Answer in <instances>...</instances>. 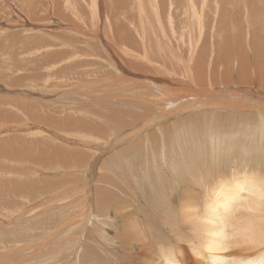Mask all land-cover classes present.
<instances>
[{
    "label": "rangeland",
    "instance_id": "rangeland-1",
    "mask_svg": "<svg viewBox=\"0 0 264 264\" xmlns=\"http://www.w3.org/2000/svg\"><path fill=\"white\" fill-rule=\"evenodd\" d=\"M13 1L18 3V5H20L21 1L24 2V0ZM101 1L102 6L99 5L101 3H99V1L97 0H71L70 6L64 0H59L60 8L58 12L59 14L61 13L62 16H66V18L63 17V20L60 17L61 14H58L59 20L56 21L55 19L56 23L53 22L52 24H49V26H52L53 28L49 27L47 29L48 32L51 31L52 33L50 32L46 35L47 37H49V39H55L57 40V43H59L57 47H54L55 49L60 48L59 59L62 58V61L57 65L62 70L59 71V80L63 81V83L59 81V93H61L60 95L57 96L56 94H54L50 97L44 96L43 98L37 97L32 99L20 98V96H16L15 94L17 93L18 95H20L19 93L25 91L26 88L23 87L19 89V87L17 86L10 88L15 92V94L9 96L0 94L3 97L12 98L7 103L0 101V123L4 121V125L3 123H1L0 125V143H3L1 144L2 146L0 145V264H123L122 261H124V252L121 251L122 249L120 247V242L118 241V243L113 238L115 232H117L118 230L119 232H121L119 228L121 225V221H118L120 220V218L118 217V215H115L116 213H114V209L110 208V210L107 207V204L105 205L104 203L99 205V200H97L98 203L96 202V199L100 198L99 195L101 193L99 191V189L101 188L99 187V182L102 181L100 186L109 189L117 196L125 200V202H128V205L125 206L126 209L136 211L140 215V225L145 229L148 226V224L146 223L147 215L153 214V216H156L154 213L156 206L153 201L146 199V197L142 194L141 190H139L140 188L134 181H144L145 185H147V189L149 190L151 188V181L149 177L150 175L154 177V179H151L153 180V182H156V178L161 175L165 180L176 179L171 169V161L179 157L185 158L187 156V150L189 149V147L192 151L196 150L195 152H198V148H196L197 146H202L203 143V146L212 145L211 141L207 140L208 135L206 134H209L210 132L217 134L218 132L219 136H221V144L223 143L222 146L226 143H229L230 141L232 142L234 138H238L240 142H242L243 140V143H245L246 141V144H248L251 140L252 146L254 147H251L250 149L253 158H255L254 160L260 162L264 159L263 149H260L264 147V143L260 144V140L262 139V137H264V133H262L263 135L259 133L260 129L258 127L262 120L261 117H264V91L262 89H258V87L248 86V84L242 83H239V87L242 89V91L241 89H239V87H236L241 92H238L237 89L234 88L236 85H239L236 83L239 82V80L237 79V72H240L239 66L241 58L246 59V63H248L247 66H250L251 73H253V78L257 80V78L255 77V75L258 76L257 72H255L257 65L256 62L260 57L264 59V56L260 55V52L264 54V0H172V3L171 0ZM62 2H64L65 4H63ZM96 3L101 7L100 9L98 8ZM247 4L251 5V14L247 10ZM42 5L44 6V4ZM157 5H159V9ZM168 5L171 8H169ZM71 7H75L74 10H72ZM202 7L205 8L208 12V24L205 28L197 25L193 30H191L189 28L190 25H195L196 22L198 23L195 15H197L199 12L200 15H204ZM62 8L63 10L61 11ZM92 9L93 12L91 11ZM217 9L221 11V19L223 21L221 23H219V21L217 22V19L216 21L214 20V17L217 15ZM235 10L238 13H234ZM74 11H76L78 17L77 14L74 13ZM69 16L73 19L71 20ZM233 16L237 18L233 19ZM192 17L194 19H192ZM210 17H213L214 21L211 26L209 25ZM68 19H70L72 22H77V25H72L73 23ZM195 20L197 21L195 22ZM59 21L60 23H63H61L63 26H61ZM65 21H70L72 24ZM204 21L205 18L203 22ZM105 22L108 26L105 25ZM78 24L80 26H78ZM218 24L221 28V50H224L221 51L224 54H221V57L223 58H221V60L224 62H221L223 64H219L218 67L221 70L219 71L218 69L217 72L220 77V83L216 86H197V84L190 78H192V75L195 76L194 72H197L196 67L194 66H198L199 60H195V55L198 52L199 46L205 40L203 35L200 34L204 31H206L208 34V38L206 39L207 52H204L203 59L204 57H206V55L207 58H205V60L202 59V61H206L204 62V69L207 71V74H209V70L211 68L210 62L213 60L215 55L214 39L216 36L215 30L217 29ZM65 25L68 26L65 27ZM104 25L106 28L104 27ZM78 27H81V29ZM111 28L114 29V32L115 30L117 32L114 34ZM251 29L253 30L254 34L259 37V41L257 43L258 45L250 44ZM1 31L2 29L0 30V32ZM159 31L161 34H158ZM53 33L56 35L58 34V36L60 35V37L62 35L64 39L62 37L61 39L60 37L56 38ZM1 34L2 33H0V84L4 83L7 79L11 80L10 75L13 76V79L15 78V76H21V79L19 77V81L23 83L26 82L35 84L54 82L55 75L54 77L49 76L51 78L41 75V73H44L43 65L46 64L44 60H38L36 62L37 70L40 72L36 73L33 76V71L29 70L26 72L24 68L27 67L20 66L23 68L20 69V67L18 66L20 65L18 63L21 62V56H18V53H21L24 50V46L30 44L28 41L22 40V38L25 37L16 39L12 35L11 38L6 39L3 34ZM101 34L103 35L101 36ZM217 34H219V32ZM46 35L44 34L43 36L44 40L46 38ZM158 35H164L165 37L163 36V39H166V42L161 39H157ZM74 36L75 43L72 42ZM99 36H101V38ZM252 36L253 38H256L253 34ZM71 38L72 41H70ZM222 39H224V41ZM97 41L99 43H97ZM110 42H113V45L110 44ZM104 43L107 48L103 46ZM240 44L242 46H240ZM33 45H37V43H33ZM96 45H99V47L102 46V48H98ZM68 47L70 49H65ZM73 47H75V49ZM108 47L109 49L111 48L110 51H108ZM230 47L231 49H229ZM97 48L100 50L104 49L102 52H104L105 55L99 52ZM138 48L141 49H139L138 51L136 50ZM115 49H118L119 51ZM66 50H70V52ZM86 50H88L89 52ZM194 50L197 51L195 52ZM231 50H235V54L232 58L229 59L228 52H230ZM64 51H66V54L64 56H60V52L64 54ZM171 51L183 52L184 57L187 59H180L178 57L172 56ZM146 52H148L147 55ZM225 52L227 54H225ZM239 53L245 55L240 57L241 54ZM99 54H101L103 57L105 56V58L101 59L100 57L102 56H100ZM91 56H93V58ZM123 57L126 59H124ZM191 57H193V59ZM4 60H6V62H4ZM124 60H127L128 62ZM138 63H140V65H138ZM205 64L210 68L208 69ZM223 65L229 66V68H231L232 77H229L226 80H224V78L222 77L224 71ZM57 66L53 67L55 68ZM65 66L68 68V70L67 68H65ZM132 66H134L135 68H132ZM140 66L144 67H141L140 69ZM117 67L120 70L117 69ZM123 67H126V69L121 70ZM148 67H152V70L154 71H151L156 73L152 74V72L147 71L146 69ZM136 68L140 70H135ZM143 68L146 72L143 70ZM200 68L203 69V66H200ZM149 69L151 68H148V70ZM122 71L124 73H122ZM171 71L173 72V75ZM67 73L69 74L67 75ZM111 73L113 74V76ZM140 73H143L141 74L143 76H140ZM102 75H104L105 78ZM131 75L132 77H130ZM185 76L188 78H186ZM159 77H162L163 79H160ZM185 79H188V81H186ZM221 79L224 81L225 85H223L224 83ZM190 80L191 82L189 83ZM228 80L230 81V83L232 81V84L227 83L229 82ZM64 81L67 83H65ZM154 81H156L157 83H155ZM160 81L164 84H162ZM108 82L109 84H107ZM165 82L167 84H165ZM252 82L256 83V85L259 86V81ZM65 84L69 86L67 87ZM169 84L173 85L170 86ZM63 85H65L66 87ZM138 86H142L143 88H138ZM225 86L232 87L230 88V90L232 91H229ZM212 87H218L219 89L217 88L216 90V88L213 89ZM195 88H198L199 90H196ZM251 88H255L256 91H253ZM39 89H41V87H39ZM223 89H227L228 91ZM257 89L259 90V92ZM207 90H214V93ZM243 90L246 96L243 93ZM260 90H262L263 93H261ZM82 91L85 92L86 95L77 93H81ZM68 92H72L75 94H69ZM226 92H230L228 93L230 94V96ZM210 93H213V95H211ZM94 95H96L97 97H93ZM191 95H193L195 98ZM216 95H218V97ZM256 95H259L257 97L262 100L256 99ZM236 96L239 98H237ZM174 97L175 99H173ZM185 97H187V100L185 99ZM220 97L222 100H219ZM170 98L172 99L170 100ZM227 98L229 99L227 100ZM246 98H249V100H247ZM179 100H181V102ZM235 100L236 103H234ZM17 101L19 102V104L16 103ZM113 101L114 103H111ZM185 101L187 102V104H184ZM140 102H143L144 104ZM206 102L208 103V106ZM243 102L245 104H243ZM250 103H252L253 105ZM169 104L173 105L171 106ZM28 108L31 109H29L28 111ZM250 109L251 111L249 112ZM199 110L201 111L200 113H198ZM171 112L172 115L168 116ZM194 112L195 114L193 115ZM233 112L236 116L233 114ZM165 113H167L168 115L165 116ZM182 113L184 115H181ZM188 113L191 115H189ZM197 113L199 117L197 116ZM205 113L208 115L206 116ZM174 114L176 115L174 116ZM188 115L191 118H189ZM195 115L198 118H194ZM137 116L139 117L137 118ZM159 116L161 117L158 118ZM142 117H145V119ZM204 117L207 118L204 119ZM215 117L217 118L216 120ZM180 118L184 123L181 120L178 121ZM161 119L165 120L162 121ZM199 119L202 121H200ZM138 120L142 121L140 122ZM146 120L149 121V124ZM34 121H36V123ZM159 121L162 122L160 123ZM176 121L179 122L178 125H176L178 123ZM196 121L199 123L197 124ZM227 121H230L231 124L228 125ZM220 122L222 123V125ZM170 123L176 124H174L175 126H171ZM214 123H217V126ZM143 124H145V126ZM89 125H93L90 127L91 129H89ZM146 125H148V127ZM165 125H169V128L175 127V131H171L170 133L171 129H168L167 127L165 129ZM136 127H139V129H137ZM145 127L147 131L145 130ZM160 127L164 129L163 132L165 133H167L166 130L168 129V133L170 134L167 133L168 136L167 134L161 135L163 132L160 130ZM185 127L188 133H186ZM246 128L249 129L247 130ZM92 129H94V131H91ZM39 132L43 135L39 134ZM138 132L140 134H138ZM154 132H156L157 134L155 133L156 135L153 136ZM159 132L161 137L165 135L166 136L163 138L159 137L158 139L157 135H159ZM248 132L254 133L251 134L253 136H251ZM132 133L133 136H130ZM181 133L184 134L182 135ZM149 134H151V136H149ZM228 134L230 136L234 135V137L230 139L228 138ZM256 134L260 136L257 137ZM181 135L184 137H182ZM243 135H246L247 137ZM126 136L130 139L128 140ZM146 136H149L150 138ZM188 136L193 137L192 139L194 140H192ZM125 137L127 140L125 139ZM184 138H186L187 140L185 139L184 141ZM247 138L250 140H247ZM142 139H144V141L146 139L147 142H144ZM204 139H206L205 141L208 143L202 142V140L204 141ZM182 140L184 141V143L186 142L185 145L183 144ZM138 141H140L141 145L137 144ZM180 141L182 143H180ZM262 142H264V140ZM132 143L134 145L136 143V147H133L134 145H132V147L134 148L133 151L131 149ZM188 143L189 146L186 147ZM258 144L260 147L258 146ZM151 146H153V148ZM33 147L36 148H34L33 150ZM42 147L43 149H41ZM176 147L177 149L179 147L180 150H177ZM180 147L184 148L182 149ZM255 148L258 150H256ZM119 150L123 151L119 152ZM135 150L138 152H136ZM129 151L131 153H129ZM176 151L178 152L176 153ZM180 151H182L183 153ZM185 151L187 152L184 155ZM70 152L73 155L72 158L70 156ZM76 152H80L79 154L84 156L81 158L84 159H81V155L77 154ZM179 152L182 154V156L178 154ZM40 153L43 154H41L43 157L40 155ZM74 153L77 156H75ZM135 153L139 154L136 155ZM174 153H176V155ZM255 153H259L260 155ZM241 154L242 152H238L235 153L234 156H228L227 154L223 155V151H221V160L223 159L226 164L232 165L239 160L240 162H242V158H239L241 157ZM243 154L245 155V153ZM112 155L117 158V161L115 158H113ZM22 156H24L25 158ZM106 156L107 160L105 159V161L103 162L106 163L107 161L109 165L106 166L107 168H109V171L111 173L107 171V168H99L101 167L100 165H102L101 161L104 160ZM129 156L131 157V159ZM108 157L113 158L115 161L113 159L111 161L110 158L108 159ZM118 157L120 160L118 159ZM223 157H226V160ZM42 159H44V161H41ZM75 159H78L79 161H75ZM97 159L99 160L98 162H96ZM73 160L75 162H73ZM108 160H110L111 162ZM39 161H41L42 163ZM227 161H229L230 163ZM99 162L101 163L100 165ZM168 162L170 163L168 164ZM190 162L191 160L189 159V163ZM126 163L128 166L127 168L133 165L135 176L137 178L142 177L143 180L135 178L134 180L130 172H125L123 168L124 164ZM252 164L255 166L253 167V169L256 170V172L262 171L264 173V166L256 165L254 163ZM96 165H98V167ZM102 167L104 168V165ZM156 167H158L159 170H157ZM111 168L113 171L111 170ZM105 171L106 173H109V177L110 175H113V177H110L112 179L107 176ZM103 172L104 174H106L105 178L107 179L103 178V175L102 177L100 176L101 174H103ZM98 176H100L99 179ZM108 178L110 179V181H108ZM96 181H98L97 183L99 184H97ZM186 182H180V185H177L178 187L175 193H172V196H170V194L168 197L176 202V195H179L181 193L180 191L182 190ZM106 183H111V185H107ZM134 185L136 187H134ZM95 195H98L97 198ZM142 195L146 200L142 198ZM196 195L198 197L196 202L199 207V205H202L204 201V191L196 188ZM88 199L90 200V202L87 201ZM102 205L103 208L106 206V209L104 208L105 211L103 210ZM100 206L102 209H100L99 211ZM136 216L137 215H135V217ZM161 216H163V214H161ZM107 217L111 221L108 222ZM134 221H136V218H134ZM153 221L156 222V220ZM95 226H98L97 229ZM115 226L118 227L116 228ZM156 226H163L165 228V225H163V222L160 219L159 223ZM90 230H93V233H89L91 232ZM157 231L160 233L162 232L161 234L164 236V238L170 241V243L172 242L170 234L166 230L161 231V229L159 228L157 229ZM165 239L164 241H162V246L167 244V241ZM104 242H107V244H104ZM87 255L90 256L89 259H87L89 257ZM91 255L93 256V258ZM85 258L87 259V261H85Z\"/></svg>",
    "mask_w": 264,
    "mask_h": 264
},
{
    "label": "bare ground",
    "instance_id": "bare-ground-1",
    "mask_svg": "<svg viewBox=\"0 0 264 264\" xmlns=\"http://www.w3.org/2000/svg\"><path fill=\"white\" fill-rule=\"evenodd\" d=\"M18 1V0H16ZM61 1V0H60ZM68 5L71 6V0H64ZM83 1V0H82ZM94 1V0H93ZM99 1V5L102 6V1L101 0H97ZM63 4H65L64 2H62ZM98 3V2H97ZM96 3V4H97ZM172 3V0H171ZM44 4V6L42 5ZM140 4V3H139ZM163 4V3H162ZM62 5V4H61ZM87 5V4H86ZM95 5V4H93ZM88 6V5H87ZM98 6V4H97ZM96 6V7H97ZM162 6V5H161ZM169 6V5H168ZM167 6V7H168ZM203 6V5H202ZM248 8V12L251 14V5L247 4ZM65 7V6H64ZM69 7V6H68ZM158 9H159V5H157ZM191 7V6H190ZM59 0H24V2L21 1L20 5H18V3L14 2L13 0H0V30L2 29V31L0 33L3 34V36L6 39L11 38V36L13 35V37H15L16 39H19L20 37H25L22 38V40H26L28 41L30 44L24 46V50L21 53H18V56L20 57V66H25L27 68H24L27 71L31 70L34 72L33 75H35L36 73H39L40 71L37 70V64L36 62L38 60H44L46 62L45 65H43V71L44 73H41V75L43 76H47L48 78H51L49 76L54 77L55 75V79L54 82H44V83H35V84H31V83H23L21 81H19V77L21 79V76H15V78L13 79L12 75H10L11 80L7 79L4 83L0 84V94L5 95V96H9L12 94H15L14 91H12V89H10L11 87H19L20 88H26L25 91H23L22 93H19L20 95H18L17 93L15 94L16 96H20V98H37V97H50L51 95L56 94L57 96L60 95L61 93H59V71H62L61 68H59V66H57L59 64V62H61L62 58L59 59V49H55L54 46H58L59 43H57V40L47 37V33H50L51 31H47V29L50 27L49 24H52L53 22L56 23V21L59 20L58 17V10H59ZM75 7H71L72 10H74ZM98 8L100 9L101 7L98 6ZM97 8V9H98ZM169 8H171L169 6ZM193 8V7H192ZM203 8V7H202ZM68 9V8H67ZM189 9V8H188ZM191 9V8H190ZM195 9V8H194ZM63 10V8L61 9V11ZM65 10V9H64ZM202 10V9H200ZM93 12V9L91 10ZM99 11V10H98ZM101 11V10H100ZM159 11V10H158ZM194 11V10H193ZM203 13L204 15H200V12L195 15V18H197L198 23L196 22L197 20H195L196 24L190 25V29L193 30L197 25H200V27L205 28L208 24L207 21V17H208V12L206 11L205 8H203ZM237 11L235 10L234 13H236ZM63 13V12H62ZM70 13V12H69ZM75 14L76 11H74ZM96 13V12H94ZM103 13V12H102ZM193 13V12H191ZM196 13V12H195ZM238 13V12H237ZM61 14V13H60ZM59 14V15H60ZM73 14V13H72ZM103 15V14H102ZM107 15V14H106ZM189 15V14H188ZM206 15V16H205ZM237 15V14H236ZM71 16V15H70ZM69 16V17H70ZM101 16V15H100ZM137 16V15H136ZM141 16V15H140ZM191 16V15H190ZM63 20L64 18H66V16H60ZM64 17V18H63ZM75 17V16H74ZM78 17V14H77ZM82 17V16H81ZM110 17V16H109ZM188 17V16H187ZM261 17V16H260ZM60 18V20H61ZM80 18V16H79ZM94 18V17H93ZM189 18V17H188ZM205 18V21L203 22ZM237 17L233 16V19H236ZM56 19V21H55ZM70 19L72 20L73 18L70 17ZM68 19V20H70ZM104 19V18H102ZM192 19H194L192 17ZM217 22L219 21V23L223 22L221 19V11L219 9H217V15L214 17V20ZM249 19V18H248ZM66 20V19H65ZM70 20V21H71ZM97 20V19H96ZM70 21H65V22H70ZM104 21V20H102ZM189 21V20H188ZM72 22V21H71ZM70 24L76 26L77 22H72ZM79 22V21H78ZM111 22V21H110ZM109 22V23H110ZM187 22V21H186ZM194 22V23H195ZM213 17H210V21H209V25L211 26V24L213 23ZM60 23V21H59ZM58 23V24H59ZM62 23V22H61ZM60 23V24H61ZM67 23V24H68ZM106 23V22H105ZM190 23V22H189ZM250 23V22H249ZM63 24V23H62ZM61 24V26H63ZM76 24V25H75ZM106 26L107 23L105 24ZM104 25V27H105ZM250 25V24H249ZM68 26V25H67ZM65 25V27H67ZM73 26V27H74ZM78 26H80L78 24ZM52 27V26H51ZM50 27V28H51ZM59 27V26H57ZM55 27V28H57ZM70 27V26H69ZM150 27V26H149ZM173 27V26H172ZM250 27V26H249ZM53 28V27H52ZM81 29V27H78ZM84 28V27H83ZM106 28V27H105ZM109 28V27H108ZM98 29V28H97ZM102 29V28H101ZM112 29V32L115 34L117 31L115 30V32L113 31L114 29ZM119 29V28H118ZM159 29V28H157ZM161 29V28H160ZM89 30V29H88ZM107 30V29H106ZM110 30V29H109ZM54 31V30H53ZM105 31V30H104ZM163 31V29H162ZM165 31V30H164ZM216 31V36L214 39V45H215V55L213 60L210 62V66L206 67L209 70V74H207V71L204 69V62L206 61H202L203 56H204V52H207V42L206 39L208 38V34L206 31L201 32L200 35H203L204 37V41L203 43L199 46L198 52L195 55V60L198 59L199 63L198 66H194L196 67L197 72H194L195 76L192 75V79L197 86L200 85L201 87L206 85H211V86H216L217 84L220 83L219 81V74L218 69H219V64H223L221 62H224L221 60V54H223L221 51V28L218 24ZM31 32V33H30ZM63 32V30H62ZM61 32V33H62ZM66 32V31H65ZM68 32V31H67ZM98 32V31H96ZM102 32V31H101ZM100 32V33H101ZM107 32V31H106ZM166 32V31H165ZM219 32V34H217ZM52 33V32H51ZM98 33V34H100ZM158 33V32H157ZM1 34V35H2ZM22 34V35H21ZM44 34L46 35V38L44 40L43 36ZM64 34V32H63ZM66 34V33H65ZM113 34V36H114ZM118 34V33H117ZM120 34V32H119ZM150 34V33H149ZM158 34H161L160 31ZM252 34L256 37L253 38ZM56 38H59L60 35L58 36V34H54ZM72 35V34H71ZM103 34H101L102 36ZM70 36V35H69ZM101 36H99L101 38ZM164 36V35H163ZM162 35H158L157 39H161L164 42H166L163 39ZM168 36V35H166ZM171 36V35H170ZM62 37V35H61ZM60 37V39H61ZM80 37V36H79ZM109 37V36H108ZM111 37V36H110ZM165 37V36H164ZM190 37V36H189ZM63 38V37H62ZM67 38V37H66ZM69 38V37H68ZM104 38V37H103ZM112 38V37H111ZM119 38V37H118ZM249 38V36H248ZM250 38H251V43L252 45H258V41H259V37L256 36L253 32V30L251 29L250 31ZM64 39V38H63ZM62 39V40H63ZM82 39V38H81ZM121 39V37H120ZM246 39V38H245ZM69 40V39H68ZM75 40V36L74 39L72 41V38L70 41L74 42ZM106 40V39H105ZM111 40V39H110ZM224 41V39H222ZM235 40V39H234ZM77 41V40H76ZM85 41V40H84ZM102 41V40H101ZM118 41V40H117ZM120 41V40H119ZM68 42V41H67ZM103 42V41H102ZM125 42V41H124ZM33 43H37V45H33ZM70 43V42H69ZM75 43V42H74ZM97 43H99L97 41ZM96 43V44H97ZM106 43V42H105ZM105 43L103 46H105ZM123 43V42H122ZM128 43V41H127ZM73 44V43H72ZM94 44V43H91ZM110 44L113 45V42ZM125 44V43H124ZM123 44V45H124ZM224 44V43H223ZM100 45V44H99ZM99 45H96L98 48H102L99 47ZM108 45V44H107ZM92 46V45H91ZM95 46V45H93ZM144 46V45H143ZM240 46H242L240 44ZM76 47V46H75ZM75 47H73L75 49ZM106 47V46H105ZM115 47V46H114ZM132 47V46H131ZM227 47V46H226ZM252 47V46H251ZM262 47V46H261ZM77 48V47H76ZM80 48V47H79ZM86 48V47H85ZM97 48V49H98ZM107 48V47H106ZM133 48V47H132ZM197 48V46H196ZM55 49V50H54ZM64 49V48H62ZM65 49H70L65 48ZM72 49V48H71ZM96 49V50H97ZM111 49V48H110ZM109 47H108V51H110ZM138 48L136 50L139 51ZM206 49V50H205ZM224 49V48H223ZM231 49V47L229 48ZM235 49V48H233ZM256 49V48H254ZM81 50V49H79ZM99 52H101L103 55L104 52H102L103 50L98 49ZM97 50V51H98ZM117 51H119L118 49H115ZM128 50V49H127ZM210 50V49H209ZM228 50V49H227ZM239 50V49H238ZM262 50V49H261ZM68 52H70V50H66ZM66 51H64L62 54L60 52V56H64L66 54ZM88 51V50H86ZM121 51V50H120ZM147 51V49H146ZM195 52L197 50H194ZM235 50H231L230 52H228L229 54V59L232 58L235 54L234 52ZM255 51V50H254ZM253 51V52H254ZM89 52V51H88ZM124 52V51H123ZM240 52V51H239ZM87 53V52H86ZM85 53V54H86ZM97 53V52H96ZM95 53V55H96ZM120 53V52H119ZM148 52H146L147 55ZM172 56L178 57L180 59H184V55L183 52H175V51H171ZM257 53V52H256ZM62 54V55H61ZM68 54V53H67ZM107 54V53H106ZM150 54V53H149ZM207 54V53H206ZM225 54H227L225 52ZM241 54V53H239ZM258 54V53H257ZM1 55V54H0ZM71 55V54H70ZM82 55V54H81ZM98 55V54H97ZM100 56H102L101 54H99ZM209 55V54H208ZM224 55V54H223ZM245 54H241L240 57H242ZM261 56H264V54L262 52H260ZM67 56V55H66ZM65 56V57H66ZM69 56V55H68ZM115 56V55H114ZM123 56V55H121ZM171 56V57H172ZM256 56V55H255ZM81 57V56H78ZM93 58V56H91ZM103 57V56H102ZM101 59H104L105 56ZM112 57V56H111ZM116 57V56H115ZM114 57V58H115ZM130 57V56H129ZM133 57V56H132ZM225 57V56H224ZM226 57V58H227ZM239 57V58H240ZM258 57V56H257ZM99 58V57H98ZM107 58V56H106ZM124 58V57H123ZM128 58V57H127ZM137 58V57H136ZM140 58V57H139ZM193 59V57H191ZM206 57H204L203 60H205ZM79 59V58H78ZM126 59V58H124ZM129 59V58H128ZM187 59V58H185ZM223 59V58H222ZM1 60V59H0ZM77 60V58H76ZM74 60V61H76ZM81 60V59H80ZM115 60V59H114ZM201 60V61H200ZM65 61V60H64ZM117 61V60H116ZM115 61V62H116ZM127 61V60H124ZM185 61V60H183ZM233 61V59H232ZM231 61V62H232ZM1 62V61H0ZM4 62H6V60H4ZM69 62V61H68ZM72 62V61H70ZM109 62V61H108ZM118 62V61H117ZM128 62V61H127ZM135 62V61H134ZM198 62V61H197ZM113 63V62H112ZM120 63V61H119ZM142 63V61H141ZM230 63V62H229ZM233 63V62H232ZM257 65H256V71L257 75H255V77L257 78V80H255L253 78V73H251V69L250 66H247L248 63H246V59L245 58H241L240 61V72H237V79L239 80V82H237L236 84L242 83V84H248V86H255L258 87V89H262L264 91V59L262 57L258 58L257 60ZM132 64V63H131ZM137 64V63H136ZM181 64V63H179ZM113 65V64H112ZM119 65V64H118ZM116 65V66H118ZM128 65V64H127ZM138 65H140V63H138ZM136 65V66H138ZM53 66H57V67H53ZM161 66V65H160ZM200 66H203V69L200 68ZM224 66V65H223ZM232 66V65H231ZM141 67L144 66H140L139 68L141 69ZM164 67V66H163ZM221 67V66H220ZM238 67V68H239ZM65 68H67L65 66ZM64 68V69H65ZM121 68V67H120ZM129 68V67H128ZM132 68H135L134 66H132ZM148 68H151L148 70ZM146 70L147 71H154L152 70V67H148ZM171 68V67H170ZM169 68V69H170ZM20 69H23L22 67H20ZM117 69H119L117 67ZM126 69V67L122 68L121 70ZM140 69H135V70H140ZM17 70V69H16ZM68 70V68H67ZM120 70V69H119ZM144 70V68H143ZM152 70V71H151ZM174 70V68H173ZM187 70V69H186ZM221 69H219L220 71ZM223 74L222 77L224 78V80L228 79L229 77H232V73H231V68H229V66H224L223 69ZM126 71V70H124ZM145 71V70H144ZM143 71V72H144ZM179 71V70H178ZM238 71V70H237ZM128 72V71H127ZM133 72V71H130ZM142 72V71H140ZM146 72V71H145ZM144 72V73H145ZM172 72V71H171ZM182 72V71H181ZM17 73V72H16ZM82 73V72H81ZM122 73H124L122 71ZM121 73V74H122ZM156 73V72H152ZM15 74V73H14ZM69 73H67L68 75ZM93 74V73H92ZM103 74V73H102ZM107 74V73H105ZM112 74V73H111ZM129 74V73H127ZM126 74V75H127ZM132 74V73H131ZM139 74V73H136ZM143 73H140V76ZM146 74V73H145ZM178 74V72H177ZM176 74V75H177ZM183 74V73H182ZM125 75V76H126ZM173 75V72H172ZM66 76V75H65ZM104 76V75H102ZM101 76V77H102ZM113 76V74H112ZM124 76V75H123ZM136 76V75H135ZM181 76V74H180ZM24 77V76H23ZM127 77V76H126ZM132 77V75L130 76ZM153 77V76H152ZM170 77V76H169ZM175 77V76H172ZM177 77V76H176ZM186 77V76H185ZM221 77V78H222ZM234 77V75H233ZM5 78V77H3ZM58 78V80H57ZM62 78V76H61ZM97 78V77H96ZM105 78V76H104ZM109 78V77H107ZM111 78V77H110ZM125 78V77H124ZM139 78V77H138ZM141 78V77H140ZM160 78V77H159ZM188 78V77H186ZM222 78V79H223ZM236 78V77H235ZM120 79V78H119ZM137 79V78H135ZM150 79V78H149ZM148 79V80H149ZM157 79V78H156ZM160 79H163L162 77ZM158 79V80H160ZM174 79V78H172ZM177 79V78H176ZM179 79V78H178ZM183 79V78H181ZM221 79V80H222ZM254 79V80H252ZM63 80V79H62ZM66 80V79H65ZM121 80V79H120ZM140 80V79H139ZM145 80V79H144ZM186 81H188V79H185ZM230 80V79H229ZM228 80V81H229ZM68 81V80H67ZM119 81V80H118ZM126 81V80H125ZM137 81V80H136ZM152 81V80H151ZM162 81V80H161ZM160 81V82H161ZM165 81V80H164ZM180 81V80H179ZM178 81V82H179ZM183 81V80H181ZM252 81H256V82H260L259 86L256 85V83L252 82ZM33 82V81H32ZM65 82V81H64ZM113 82V81H112ZM121 82V81H120ZM123 82V81H122ZM127 82V81H126ZM143 82V81H142ZM155 83H157L156 81H154ZM159 82V83H160ZM191 82V80L189 81V83ZM222 82L224 83V81L222 80ZM61 83H63V81H61ZM67 83V82H65ZM70 83V82H69ZM68 83V84H69ZM76 83V82H75ZM78 83V82H77ZM94 83V82H93ZM96 83V82H95ZM138 83V82H137ZM136 83V84H137ZM153 83V82H152ZM162 83V82H161ZM171 83V82H170ZM174 83V82H172ZM227 83H230L227 82ZM74 84V83H73ZM87 84V83H86ZM109 84V82L107 83ZM164 84V83H162ZM165 84H167L165 82ZM186 84V83H185ZM232 84V81L231 83ZM229 84V85H230ZM67 87L70 85L65 84ZM63 85V86H65ZM72 85V84H71ZM132 85V84H131ZM161 85V84H160ZM170 86H172L171 84H169ZM225 85V83L223 84ZM65 86V87H66ZM187 86V85H186ZM232 86V85H231ZM235 86V85H234ZM240 84L236 87H239ZM39 87H41V89H39ZM140 86H138L139 88ZM142 87V86H141ZM140 87V88H141ZM175 87V85H174ZM178 87V86H177ZM185 87V86H184ZM190 87V86H189ZM229 91L230 88L232 87H228ZM224 87V88H225ZM247 87V86H246ZM62 88V87H61ZM80 88V87H79ZM82 88V87H81ZM89 88V87H88ZM96 88V87H95ZM121 88V87H120ZM123 88V87H122ZM128 88V87H127ZM143 88V87H142ZM146 88V86H145ZM180 88V87H179ZM213 89L218 87H212ZM221 88V87H220ZM176 89V88H174ZM182 89V88H181ZM196 90L198 88H195ZM204 89V88H203ZM219 89V88H218ZM222 89V88H221ZM237 89V88H236ZM239 89H241L239 87ZM253 91H256L255 88H251ZM257 89V90H258ZM199 90V89H198ZM223 90H227V89H223ZM227 90V91H228ZM234 90V89H233ZM261 91V93H263ZM66 91V90H65ZM75 91V90H74ZM105 91V90H104ZM152 91V90H151ZM191 91V90H190ZM188 91V92H190ZM207 91H211V90H207ZM214 90H212L211 92H213ZM238 92H241L240 90L237 89ZM63 92V91H62ZM95 92V91H94ZM97 92V90H96ZM100 92V91H99ZM106 92V91H105ZM160 92V91H159ZM182 92V91H181ZM225 92V91H224ZM248 92V91H246ZM259 92V90H258ZM257 92V93H258ZM69 93V92H68ZM72 93V92H71ZM69 93V94H71ZM78 94H85V92H77ZM76 93V94H77ZM93 93V92H92ZM172 93V92H171ZM214 93V92H213ZM213 93H210L211 95H213ZM227 93V92H226ZM230 93V92H228ZM227 93V94H228ZM244 93V90H243ZM75 94V93H72ZM163 94V93H162ZM201 94V93H200ZM218 94V93H217ZM222 94V93H221ZM232 94V92H231ZM245 94V93H244ZM249 94V93H248ZM260 94V93H259ZM86 95V94H85ZM101 95V94H100ZM184 95V94H182ZM202 95V94H201ZM215 95V94H214ZM230 96V94H228ZM236 95V94H235ZM242 95V94H241ZM250 95V94H249ZM253 95V94H252ZM96 95H94L93 97H95ZM129 96V95H128ZM137 96V95H136ZM147 96V95H146ZM178 96V95H177ZM176 96V97H177ZM181 96V94H180ZM190 96V95H189ZM192 97H194L193 95H191ZM218 97V95H216ZM243 96V95H242ZM246 96V94H245ZM256 95V99L258 100H262L260 98H258ZM97 97V96H96ZM179 97V96H178ZM210 97V96H209ZM237 97V96H236ZM248 97V96H247ZM250 97V96H249ZM254 97V96H253ZM252 97V98H253ZM261 97V96H260ZM264 97V96H263ZM92 98V96H91ZM169 98V97H168ZM195 98V97H194ZM204 98V97H203ZM207 98V97H206ZM239 98V97H237ZM244 98V97H243ZM251 98V101H252ZM12 98L10 97H3L0 95V101L7 103L8 101H10ZM104 99V98H103ZM113 99V98H112ZM121 99V98H120ZM172 98H170L171 100ZM175 99V97L173 98ZM181 99V98H179ZM185 99L187 100V97H185ZM210 99V98H209ZM214 99V98H213ZM219 99V98H218ZM229 98H227L228 100ZM233 99V98H232ZM245 99V98H244ZM247 99V98H246ZM93 100V99H92ZM126 100V99H125ZM162 100V99H161ZM183 100V99H181ZM181 100H179L181 102ZM195 100V99H194ZM206 100V99H205ZM219 100H222L221 97ZM249 100V98L247 99ZM257 100V101H258ZM123 101V100H122ZM167 101V100H165ZM212 101V100H209ZM242 101V100H240ZM239 101V102H240ZM145 102V101H144ZM201 102V101H200ZM208 102V101H207ZM206 102L207 106L208 103ZM217 102V101H216ZM220 102V101H219ZM246 102V101H244ZM243 102V104H245ZM16 103L19 104V102L17 101ZM111 103H114L111 102ZM143 103V102H140ZM154 103V102H153ZM165 103V102H164ZM178 103V102H177ZM210 103V102H209ZM236 103V100L235 102ZM90 104V103H89ZM92 104V103H91ZM144 104V103H143ZM142 104V105H143ZM184 104H187V102L185 101ZM252 104V103H250ZM257 104V103H255ZM88 105V104H87ZM110 105V104H109ZM124 105V104H123ZM157 105V104H156ZM171 105V104H169ZM173 105V104H172ZM171 105V106H172ZM225 105V104H224ZM233 105V104H231ZM247 105V104H246ZM253 105V104H252ZM48 106V105H47ZM108 106V105H107ZM161 106V105H160ZM188 106V105H187ZM213 106V105H212ZM237 106V105H236ZM263 106V105H262ZM150 107V106H149ZM202 107V106H201ZM205 107V106H204ZM227 107V105H226ZM233 107V106H230ZM229 107V108H230ZM240 107V106H239ZM249 107V106H248ZM247 107V108H248ZM259 107V106H258ZM87 108V107H86ZM192 108V107H191ZM216 108V107H214ZM237 108V107H236ZM261 108V107H260ZM31 108H28V111ZM36 109V107H35ZM50 109V108H49ZM151 109V108H150ZM194 109V108H193ZM197 109V108H196ZM200 109V108H198ZM206 109V108H205ZM204 109V111H205ZM212 109V107H211ZM220 109V108H219ZM228 109V108H227ZM235 109V108H234ZM238 109V108H237ZM242 109V108H241ZM259 109V108H258ZM111 110V109H109ZM190 110V109H189ZM188 110V111H189ZM203 110V109H201ZM217 110V109H215ZM213 110V111H215ZM226 110V109H224ZM256 110V109H255ZM254 110V111H255ZM36 111V110H35ZM87 111V110H86ZM122 111V109H121ZM170 111V110H168ZM184 111V110H183ZM194 111V110H192ZM246 111V110H245ZM251 111V109L249 110V112ZM259 111V110H258ZM34 112V111H31ZM128 112V111H127ZM182 112V111H181ZM186 112V111H185ZM201 111L199 110L198 113H200ZM218 112V111H217ZM220 112V111H219ZM235 112V111H234ZM233 112V114L235 115V113ZM237 112V111H236ZM39 113V112H37ZM84 113V112H83ZM126 113V112H125ZM191 113V112H190ZM197 113V116H198ZM226 113V112H225ZM240 113V112H238ZM261 113V112H259ZM30 114V113H29ZM127 114V113H126ZM167 116L168 114L165 113ZM179 114V113H178ZM186 114V113H185ZM189 114V113H188ZM195 114V112L193 113V115ZM204 114V113H203ZM211 114V113H210ZM216 114V113H215ZM214 114V115H215ZM220 114V113H219ZM228 114V113H227ZM39 115V114H38ZM134 115V114H133ZM139 115V113H138ZM141 115V114H140ZM161 115V114H160ZM172 112L170 113L171 116ZM176 114H174L175 116ZM180 115V114H179ZM181 115H184L183 113ZM191 115V114H189ZM188 115L189 118H191ZM200 115V114H199ZM205 115L207 116L208 114L205 113ZM230 115V114H229ZM255 115V114H253ZM145 116V115H144ZM162 116V115H161ZM161 116H159L158 118H160ZM195 115L194 118L197 117ZM225 116V115H224ZM228 116V115H227ZM231 116V115H230ZM236 116V115H235ZM247 116V115H246ZM85 117V116H84ZM139 116H137L138 118ZM156 117V116H155ZM163 117V116H162ZM185 117V116H184ZM199 117V116H198ZM197 117V118H198ZM203 117V116H202ZM145 119V117H142ZM157 118V119H158ZM167 118V117H166ZM165 118V119H166ZM177 118V117H176ZM186 118V117H185ZM207 118V117H206ZM204 117V119H206ZM209 118V117H208ZM249 118V117H248ZM261 123L259 124V129L260 132L259 133H264V117H261ZM148 119V118H146ZM156 119V118H155ZM165 119H161L162 121ZM170 119V118H169ZM203 119V118H201ZM217 118L215 117V120ZM29 120V119H28ZM35 120V119H34ZM91 120V119H90ZM159 120V119H158ZM181 118L178 120L180 121ZM200 120V119H199ZM209 120V119H208ZM231 120V119H230ZM235 120V119H234ZM249 120V119H248ZM1 121V120H0ZM31 121V120H30ZM38 121V120H37ZM80 121V120H79ZM93 121V120H92ZM140 121V120H138ZM142 121V120H141ZM140 121V122H141ZM147 121V120H146ZM162 121H159L160 123ZM170 121V120H168ZM176 121V122H178ZM182 121V120H181ZM185 121V120H184ZM202 121V120H200ZM210 121V120H209ZM244 121V120H243ZM4 121H2L1 123H3ZM33 122V121H32ZM36 123V121H34ZM86 122V121H85ZM145 122V121H143ZM142 122V123H143ZM152 122V121H151ZM155 122V121H154ZM158 122V121H157ZM175 122V121H173ZM183 122V121H182ZM197 122V121H196ZM214 122V121H213ZM228 122V121H227ZM230 122V121H229ZM228 125L231 124V122ZM248 122V121H247ZM0 123V125H1ZM147 123L149 124V121H147ZM184 123V122H183ZM199 122H197L198 124ZM208 123V122H207ZM221 123V122H220ZM237 123V122H236ZM254 123V122H253ZM24 124V123H23ZM119 124V123H118ZM117 124V125H118ZM155 124V123H154ZM159 124V123H158ZM174 124L176 123H170L171 126H175ZM179 122L176 124L178 125ZM217 126V123H214ZM213 124V125H214ZM4 125V123H3ZM34 125V124H33ZM86 125V124H85ZM88 125V124H87ZM145 126V124H143ZM211 125V124H210ZM222 125V123H221ZM250 125V124H249ZM257 125V124H256ZM37 126V125H35ZM93 125H89V129H91L90 127ZM102 126V125H101ZM148 127V125H146ZM207 126V125H206ZM212 126V125H211ZM243 126V125H241ZM32 127V126H31ZM41 127V126H40ZM39 127V129H40ZM43 127V126H42ZM75 127V126H74ZM88 127V126H87ZM100 127V126H99ZM166 127L171 131H175V127L169 128V125H165L164 128L166 129ZM177 127V126H176ZM245 127V126H244ZM242 127V128H244ZM256 127V126H254ZM257 127V128H258ZM24 128V127H23ZM27 128V127H26ZM45 128V127H44ZM120 128V127H118ZM137 128V127H136ZM222 128V127H221ZM225 128V127H224ZM9 129V128H8ZM28 129V128H27ZM31 129V128H30ZM29 129V130H30ZM88 129V130H89ZM134 129V128H133ZM139 129V127L137 128ZM143 129V128H142ZM168 129L166 130L168 133ZM174 129V130H173ZM197 129V128H196ZM199 129V128H198ZM247 130L249 128H246ZM258 129V130H259ZM33 130V129H32ZM86 130V129H85ZM100 130V129H99ZM141 130V127H140ZM144 130V129H143ZM146 130V127H145ZM160 130L163 132L164 129H162L160 127ZM186 130V127H185ZM190 130V129H188ZM225 130V129H224ZM241 130V129H239ZM40 131V130H39ZM91 131H94V129H92ZM138 131V130H137ZM147 131V130H146ZM145 131V132H146ZM252 131V130H251ZM254 131V130H253ZM1 132V130H0ZM41 132V131H40ZM39 132V134H41ZM86 132V131H85ZM97 132V131H95ZM135 132V131H134ZM161 132V133H162ZM233 132V131H232ZM238 132V131H237ZM255 132V131H254ZM43 133V132H42ZM89 133V132H87ZM136 133V132H135ZM156 132H154L153 136L156 135ZM165 132H163L161 135L167 134ZM168 133V134H170ZM186 133L187 130H186ZM191 133V131H190ZM229 133V132H228ZM246 133V132H245ZM249 133V132H248ZM247 133V134H248ZM138 134H140L138 132ZM159 135H157V138L159 139V137H161L160 132L158 133ZM167 134V136H168ZM175 134V133H174ZM182 135L184 133H181ZM198 134V133H197ZM226 134V133H225ZM242 134V133H239ZM254 134V133H249ZM43 135V134H41ZM135 135V134H134ZM181 135V136H182ZM201 135V134H200ZM208 135V139L211 141L210 146H197L196 148H198V152L192 151L189 147V149L187 150V156L185 158H175L174 160H172L171 162V169L173 171V175L175 176L176 179L173 180H165L162 178L161 176H158L156 178V182H153L154 177L152 175H150V181H151V188L148 190L147 189V185H145L144 181H134L138 187L140 188L139 190H141L142 194L146 197L147 200H151L154 202L156 208H155V215L157 216H153V214H148L146 217V223L148 224L147 228H143L141 227L140 223V215L136 212V211H132V210H127L125 206H127L128 202L125 200H123L121 197L117 196L115 193H113L112 191H110L109 189L100 186L101 182L97 183L98 181H96L97 184H99V187H101L99 189L100 193V198L96 199L99 200V205H101L102 203H104L105 205L107 204V207L110 209H114L116 213L115 215H118V217L120 218L121 221V225H120V230L121 232H119V230L117 232L114 233V240H116L117 242H120V247H121V251L124 252V261H122L123 264H264V173L261 172H256V170L253 169V167H255L252 163L256 164V165H260V166H264V159L261 160L260 162L255 161L252 156L251 153V147L252 146V141L250 139L247 138V140H250L248 144L240 142L238 140V138H234V140L229 143H226L225 145L222 146L221 144V136H219L218 132L217 134H214L212 132H210ZM229 135V134H228ZM227 135V136H228ZM257 135V134H256ZM263 135V134H262ZM133 136V133L130 135ZM149 136H151V134H149ZM149 136H146L148 138H150ZM166 136V135H165ZM162 136L161 138L165 137ZM205 136V135H204ZM246 136V135H243ZM253 136V135H251ZM260 135H257V137ZM41 137V136H40ZM127 137V136H126ZM125 137V139H126ZM136 137V136H135ZM184 137V136H182ZM189 138H193L191 136H188ZM206 137V136H205ZM234 137V135H229L228 138L232 139ZM247 137V136H246ZM140 138V137H139ZM147 138V139H148ZM156 138V137H155ZM225 138V137H224ZM260 138V137H259ZM127 139L129 140L130 138L127 137ZM126 139V140H127ZM166 139V138H165ZM168 139V138H167ZM179 139V138H178ZM186 138H184L185 141ZM223 139V137H222ZM240 139V138H239ZM125 140V141H126ZM144 141V139H142ZM181 140V139H180ZM187 140V139H186ZM194 140V139H192ZM206 139H204V141L202 140V142H206ZM260 140V139H259ZM264 140V137H262V139L259 141L260 144L264 143L262 142ZM32 141V140H31ZM100 141V140H99ZM183 141V140H182ZM183 144L185 145L186 142ZM139 142V143H138ZM137 144L141 145L140 141H138ZM144 142H147L146 139ZM200 142V141H199ZM257 142V141H255ZM258 142V143H259ZM9 143V142H8ZM34 143V142H33ZM124 143V142H123ZM134 143V142H133ZM131 144L132 145L134 144ZM149 143V142H148ZM153 143V142H152ZM180 143H182L180 141ZM198 143V142H197ZM208 143V142H206ZM3 143H0V145ZM16 144V143H15ZM147 144V143H146ZM177 144V143H176ZM175 144V145H176ZM193 144V143H191ZM5 145V144H4ZM9 145V144H8ZM32 145V142H31ZM115 145H119V144H115ZM180 145V144H179ZM198 145V144H197ZM200 145V144H199ZM254 145V144H253ZM2 146V145H1ZM7 146V145H6ZM11 146V144H10ZM35 146V145H34ZM39 146V145H37ZM42 146V145H41ZM178 146V145H177ZM183 146V145H182ZM189 146L186 145V147ZM259 146V144H258ZM257 146V147H258ZM262 146V145H261ZM264 146V145H263ZM262 146V147H263ZM4 147V146H3ZM8 147V146H7ZM6 147V148H7ZM128 147V146H127ZM133 147H136V143ZM131 148L132 151L134 148ZM141 147V146H140ZM153 148V146H151ZM166 147V146H165ZM164 147V149H165ZM185 147V149H186ZM260 147V146H259ZM36 147H33V150ZM130 148V146H129ZM174 148V147H173ZM182 148V147H180ZM184 148V147H183ZM182 148V149H183ZM192 148V147H191ZM10 149V148H9ZM13 149V147H12ZM43 149V147L41 148ZM122 149V148H121ZM137 149V148H136ZM177 149V147H176ZM256 149V148H255ZM261 150L263 149V154H264V147L260 148ZM2 150V149H1ZM32 150V152H33ZM126 150V149H125ZM128 150V149H127ZM177 150H180L179 147ZM258 150V149H256ZM73 151V150H72ZM123 151V150H119ZM136 151V150H135ZM134 151V152H135ZM184 151V150H183ZM184 153V155L186 154V152ZM221 151H223V155L227 154L228 156H234L235 153L238 152H242L241 157L242 158V162H240V160L234 164H226L223 159L221 160ZM253 151V149H252ZM43 152V151H42ZM103 152V151H102ZM116 152V151H115ZM138 152V151H136ZM172 152V151H171ZM178 151H176L177 153ZM182 152V151H180ZM180 156H182L181 153ZM260 152V151H259ZM5 153V152H4ZM71 153V152H70ZM77 153V152H76ZM80 153V152H79ZM77 153V154H79ZM127 153V152H126ZM129 153H131L129 151ZM176 153H174L176 155ZM183 153V152H182ZM245 153V155L243 154ZM254 153V152H253ZM262 153V151H261ZM42 153H40L41 155ZM75 154V153H74ZM118 154V152H117ZM120 154V153H119ZM136 154V153H135ZM139 154V153H138ZM136 154V155H138ZM157 154V153H156ZM255 154H259V153H255ZM34 155V153H33ZM36 155V154H35ZM43 155V154H42ZM41 155V156H42ZM81 155V154H79ZM115 155V154H114ZM125 155V154H124ZM135 155V156H136ZM183 155V156H184ZM260 155V154H259ZM11 156V155H10ZM71 158L73 157L72 153L70 154ZM75 156H77L75 154ZM111 156V155H109ZM113 156V155H112ZM141 156V155H140ZM166 156V155H165ZM164 156V157H165ZM178 156V155H177ZM240 156V155H239ZM255 156V155H254ZM258 156V155H257ZM5 157V156H4ZM7 157V156H6ZM24 157V156H22ZM37 157V156H36ZM39 157V156H38ZM43 157V156H42ZM84 157V156H80ZM120 157V156H119ZM118 157V159H119ZM127 157V156H126ZM130 157V156H129ZM133 157V156H132ZM245 157V158H243ZM25 158V157H24ZM110 157H108L109 159ZM113 158H115V156H113ZM113 158H110V160L112 161ZM121 158V157H120ZM137 158V157H136ZM159 158V157H158ZM226 160V157H223ZM247 158V159H246ZM263 158V156H262ZM6 159V158H5ZM22 159V158H21ZM27 159V158H26ZM79 159V158H78ZM78 159H75V161H79ZM84 159V158H81ZM105 159L107 160V156L104 158V160L101 161L102 165H100L101 163L99 162V165L102 169H106L107 166L109 165L106 161V163H104L103 161H105ZM117 161V158H115ZM126 159V158H125ZM128 159V158H127ZM131 159V157H130ZM135 159V158H133ZM189 159L191 160V162L189 163ZM232 159V158H231ZM259 159V158H258ZM2 160V159H1ZM32 160V159H30ZM95 160V159H94ZM108 160V161H110ZM114 160V159H113ZM120 160V159H119ZM138 160V159H136ZM234 160V159H233ZM38 161V160H37ZM41 161H44V159H42ZM39 161V162H41ZM73 160V162H75ZM99 160L97 159L96 162H98ZM110 161V162H111ZM115 161V160H114ZM132 161V160H131ZM252 163H251V162ZM81 162V161H80ZM95 162V164H96ZM134 162V161H133ZM165 162V161H163ZM229 162V161H227ZM232 162V161H231ZM7 163V162H6ZM42 163V162H41ZM79 163V162H77ZM104 163V164H103ZM170 162H168L169 164ZM230 163V162H229ZM81 164V163H80ZM113 164V163H112ZM167 164V163H166ZM3 165V164H2ZM76 165V163H75ZM104 165V168L102 167ZM157 165V164H156ZM78 166V165H77ZM93 166V165H92ZM98 167V165H96ZM114 166V165H112ZM123 166V165H122ZM109 167V166H108ZM127 163L124 164V170L125 172H130L133 179H139V180H143L142 177L141 178H137L134 174V170H133V165L129 166V168H127ZM94 168V167H93ZM96 169V168H95ZM109 171V168H107ZM122 169V170H123ZM157 170L158 167H156ZM112 170V168H111ZM138 170V168H137ZM150 170V169H149ZM18 171V170H17ZM94 171V170H93ZM97 171V170H96ZM113 171V170H112ZM161 171V170H160ZM227 171V172H226ZM100 172V171H99ZM110 172V171H109ZM106 173V171H105ZM111 173V172H110ZM118 173V172H117ZM145 173V172H144ZM101 174V173H100ZM99 174V175H100ZM107 176L109 177V173H106ZM104 172L103 174H101L100 176L102 177V175L104 176L103 178H105ZM97 175V174H96ZM127 175V174H126ZM148 175V174H147ZM2 176V175H1ZM98 176V179L99 177ZM106 176V177H107ZM113 177V175H110V177ZM129 176V175H128ZM143 176V175H142ZM145 176V174H144ZM190 176V177H189ZM13 177V176H12ZM97 177V176H96ZM109 177V178H110ZM100 178V179H103ZM108 178V181H110V178ZM97 179V180H98ZM107 179V178H105ZM134 179V180H135ZM115 180V179H114ZM104 181V180H103ZM107 181V182H108ZM113 181V180H111ZM186 182L185 185L183 186L182 190L180 191L181 193L179 195H176V202L173 199H170L168 196H172V193H175L176 189H177V185H180V182ZM116 183V182H115ZM133 183V184H135ZM105 184V183H104ZM107 184V183H106ZM127 184V183H126ZM107 185H111L107 184ZM115 185V184H114ZM113 185V186H114ZM105 186V185H103ZM128 186V185H127ZM132 186V185H130ZM129 186V188H130ZM107 187V186H106ZM134 187H136L134 185ZM111 188V187H110ZM125 188V187H124ZM196 188L199 190L204 191V201L202 205H199L196 202L197 200V195H196ZM138 189V188H137ZM98 191V190H96ZM1 193V192H0ZM97 193V192H96ZM135 193V192H134ZM99 194V193H98ZM92 195V194H91ZM142 195V196H143ZM3 196V195H2ZM96 196V195H95ZM98 196V195H97ZM96 196V198H97ZM144 196L142 197L143 199ZM13 197V196H12ZM91 197V196H90ZM145 199V200H146ZM13 200V199H12ZM9 201V200H8ZM88 202H90V200H87ZM173 201V202H172ZM98 203V202H97ZM147 203V202H146ZM153 204V205H154ZM176 204V205H175ZM97 205V204H96ZM104 205V206H105ZM98 206V205H97ZM96 206V207H97ZM106 207V206H105ZM104 207V208H105ZM99 208V207H98ZM103 208V205H102ZM101 206L99 208L102 209ZM103 208V210H104ZM142 208V207H141ZM106 209V208H105ZM110 209V210H111ZM129 209V208H128ZM143 209V208H142ZM119 212H118V211ZM98 211V210H97ZM105 211V210H104ZM146 211V210H145ZM103 212V211H101ZM149 213V212H146ZM161 214H163V216H161ZM114 215V216H115ZM135 215H137L135 217ZM117 218V216H116ZM134 218H136V221H134ZM159 219L163 222V225H165V228L163 226H159L157 227L156 225L159 223ZM108 222L111 221L108 217H107ZM153 220H156L153 221ZM113 221V220H112ZM111 224V223H109ZM96 229L98 226H95ZM116 227V226H115ZM118 227V226H117ZM116 227V228H117ZM118 228V229H119ZM161 229L162 230H166L169 234H170V238L172 239V242L170 243V241L166 240L164 238V236L157 231V229ZM163 228V229H162ZM87 231V230H86ZM91 231V230H90ZM93 231V230H92ZM89 232V233H93V232ZM96 232V231H95ZM108 233V232H107ZM109 234V233H108ZM93 235V234H92ZM97 235V234H96ZM95 235V236H96ZM103 235V234H102ZM97 237V236H96ZM96 239V238H95ZM164 239L167 241V244L162 246V241H164ZM97 242V241H96ZM118 242V243H119ZM107 244V242H104V244ZM83 245V244H82ZM90 245V244H89ZM90 247V246H89ZM92 247V246H91ZM77 248V247H76ZM83 249V248H82ZM90 249V248H89ZM92 249V248H91ZM94 249V248H93ZM86 250V249H85ZM88 251V250H87ZM117 254V253H116ZM83 255V253H82ZM119 255V254H118ZM89 256V255H87ZM92 256V255H91ZM100 256V255H99ZM79 257V256H78ZM77 257V258H78ZM119 257V256H118ZM121 257V256H120ZM84 258V257H83ZM90 256L87 258L89 259ZM93 258V256H92ZM86 259V258H85ZM87 259L85 261H87ZM108 259V258H107ZM118 259V258H117ZM121 260V259H120ZM92 261V260H91ZM100 261V260H99ZM78 262V261H77ZM81 262V261H80ZM79 262V263H80ZM98 262V261H97ZM62 263V262H61ZM84 263V262H83ZM87 263V262H86Z\"/></svg>",
    "mask_w": 264,
    "mask_h": 264
}]
</instances>
